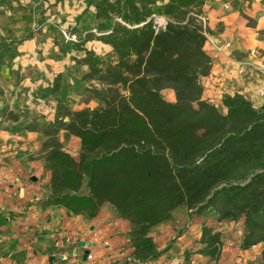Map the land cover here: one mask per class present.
<instances>
[{"label":"trees","instance_id":"16d2710c","mask_svg":"<svg viewBox=\"0 0 264 264\" xmlns=\"http://www.w3.org/2000/svg\"><path fill=\"white\" fill-rule=\"evenodd\" d=\"M206 1L97 0L101 34L80 42L76 62L86 68L83 82L107 87L104 95L91 91L102 108L59 105L40 127L47 204L86 220L109 205L126 223L139 263L159 255L149 232L173 211L210 205L219 223L242 221L240 250L261 245L264 264V108L240 94L224 96L220 108L202 100L201 80L211 70L201 22ZM156 16L165 20L163 29L154 25ZM90 41L101 42L112 60L86 49ZM60 130L78 140L76 158L55 140ZM197 246L182 264L192 255L217 264L221 233L203 226Z\"/></svg>","mask_w":264,"mask_h":264},{"label":"crops","instance_id":"0c3cea01","mask_svg":"<svg viewBox=\"0 0 264 264\" xmlns=\"http://www.w3.org/2000/svg\"><path fill=\"white\" fill-rule=\"evenodd\" d=\"M243 15L253 18L255 25L246 26ZM202 19L210 42L231 44L223 55L205 44L211 70L201 80L202 100L220 104L224 91L233 89L259 107L262 102L254 92L264 87V40L257 38L258 32H264V0H207ZM249 50L257 51L254 59L248 58ZM237 69L245 72L244 78L236 75ZM167 92L165 99L174 102L172 92ZM22 143L24 138L0 133V264H167L166 258L185 253L192 241L198 242L203 226L221 233L223 246L217 264H260L261 245L245 251L239 248L242 221L219 223L206 213L187 217L182 209L173 211L170 221L149 232L153 242L161 239L160 233L177 237L175 249L163 253L164 247H157L156 258L134 261L128 227L109 205L102 206L94 219L86 220L47 204L50 174L35 155L27 159L33 148ZM185 225L188 230L184 232ZM86 251L92 260H83ZM192 259L193 264L197 260L214 264L200 255H192Z\"/></svg>","mask_w":264,"mask_h":264},{"label":"rangeland","instance_id":"374dc122","mask_svg":"<svg viewBox=\"0 0 264 264\" xmlns=\"http://www.w3.org/2000/svg\"><path fill=\"white\" fill-rule=\"evenodd\" d=\"M96 1L0 0V133L24 138L22 144L33 148L27 159L35 155L43 164L41 143L44 138L40 127L53 121L59 105L70 111L102 108L91 91L104 95L107 87L95 81L83 82L81 78L86 68L76 62L83 56V52L77 50L80 42L87 35L98 37L101 34L102 22L94 19ZM243 18L246 26L255 25L253 18L246 15ZM153 23L158 29L165 27L162 17H154ZM257 34L259 40H264V32ZM84 47L104 61L112 60L111 53L99 41L86 42ZM168 93L165 91L162 96L165 98ZM55 140L63 150L77 157V139L60 130ZM181 209L187 217L206 213L219 219L214 206H205L202 211ZM187 230L185 225L183 231ZM160 234L161 239L154 243L164 247L161 252L175 249L177 237L171 239ZM197 248L194 240L186 252L193 253ZM166 262L182 264L184 253L166 258ZM190 264H193L191 257ZM194 264L205 262L197 260Z\"/></svg>","mask_w":264,"mask_h":264},{"label":"built area","instance_id":"2783aa9c","mask_svg":"<svg viewBox=\"0 0 264 264\" xmlns=\"http://www.w3.org/2000/svg\"><path fill=\"white\" fill-rule=\"evenodd\" d=\"M225 9H228V7L225 6ZM201 22L203 23V30H205L206 29V25H205V21L202 18H201ZM204 35L206 37V43H208L209 46L211 48H213L216 53H219V54H222L223 55L224 53H226V51H228L231 48V44L229 42H225V43H222V44L221 43L210 42L208 40V38H207L206 32H204ZM256 56H257V51L256 50H249L248 51V58L250 60L251 59H254ZM213 58H215V56H213ZM236 75L238 77H240V78H244L245 77V72H243L241 69H237ZM234 94H240V93L237 92V91H235V90H233V89H227L222 94L221 101H222V98L224 96H233ZM254 97L257 98V99H259L262 102V104L259 107H255V106H252V107L254 109H256V110L263 109L264 108V87H258V88H256L255 89V92H254ZM205 101L208 102L210 105H213L215 107H219V108L222 107V103H220V104H218L217 102L215 103V101L213 99H207ZM92 259H93V256L88 253L86 260L90 261Z\"/></svg>","mask_w":264,"mask_h":264},{"label":"water","instance_id":"95a60500","mask_svg":"<svg viewBox=\"0 0 264 264\" xmlns=\"http://www.w3.org/2000/svg\"><path fill=\"white\" fill-rule=\"evenodd\" d=\"M81 246H82V245H81ZM87 255H88V252L86 251V252L84 253V255H83V260H86Z\"/></svg>","mask_w":264,"mask_h":264}]
</instances>
